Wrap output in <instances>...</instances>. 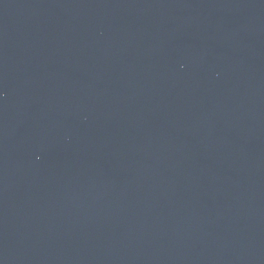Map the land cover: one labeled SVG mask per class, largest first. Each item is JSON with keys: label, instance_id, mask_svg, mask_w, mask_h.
I'll return each mask as SVG.
<instances>
[{"label": "water", "instance_id": "1", "mask_svg": "<svg viewBox=\"0 0 264 264\" xmlns=\"http://www.w3.org/2000/svg\"><path fill=\"white\" fill-rule=\"evenodd\" d=\"M0 264H264V0H0Z\"/></svg>", "mask_w": 264, "mask_h": 264}]
</instances>
